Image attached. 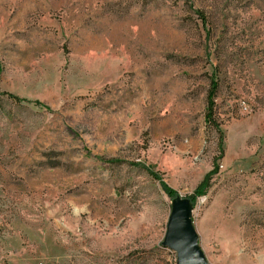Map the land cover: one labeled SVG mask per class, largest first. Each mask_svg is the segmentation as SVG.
Returning <instances> with one entry per match:
<instances>
[{
    "label": "rangeland",
    "instance_id": "obj_1",
    "mask_svg": "<svg viewBox=\"0 0 264 264\" xmlns=\"http://www.w3.org/2000/svg\"><path fill=\"white\" fill-rule=\"evenodd\" d=\"M211 170L207 257L264 264V0H0V264H176Z\"/></svg>",
    "mask_w": 264,
    "mask_h": 264
},
{
    "label": "water",
    "instance_id": "obj_2",
    "mask_svg": "<svg viewBox=\"0 0 264 264\" xmlns=\"http://www.w3.org/2000/svg\"><path fill=\"white\" fill-rule=\"evenodd\" d=\"M194 208L189 196L172 198L163 245L176 252V264H213L201 245Z\"/></svg>",
    "mask_w": 264,
    "mask_h": 264
},
{
    "label": "trees",
    "instance_id": "obj_3",
    "mask_svg": "<svg viewBox=\"0 0 264 264\" xmlns=\"http://www.w3.org/2000/svg\"><path fill=\"white\" fill-rule=\"evenodd\" d=\"M218 89V80L216 78H212V84L210 87V92L208 95V106H207V112H206V120H211L214 116V111H213V107H214V101H215V94L217 92ZM217 127H219V124L216 122ZM213 170L209 171L206 176L204 177V179L199 183L198 187L196 188L194 194H190L189 197L192 199V201L195 203V198L196 195L198 194H202L204 192V188L208 183V179L211 176ZM164 187L165 189L169 192V194L171 196H175L176 191L173 187H171L170 185H168L167 183L164 182Z\"/></svg>",
    "mask_w": 264,
    "mask_h": 264
},
{
    "label": "built area",
    "instance_id": "obj_4",
    "mask_svg": "<svg viewBox=\"0 0 264 264\" xmlns=\"http://www.w3.org/2000/svg\"><path fill=\"white\" fill-rule=\"evenodd\" d=\"M194 211H195V208H194Z\"/></svg>",
    "mask_w": 264,
    "mask_h": 264
},
{
    "label": "crops",
    "instance_id": "obj_5",
    "mask_svg": "<svg viewBox=\"0 0 264 264\" xmlns=\"http://www.w3.org/2000/svg\"><path fill=\"white\" fill-rule=\"evenodd\" d=\"M199 232V231H198ZM199 235H200V233H199Z\"/></svg>",
    "mask_w": 264,
    "mask_h": 264
}]
</instances>
